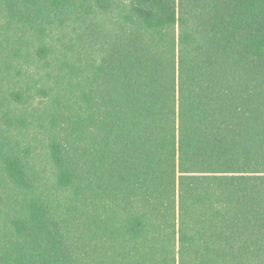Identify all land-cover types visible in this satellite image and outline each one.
I'll list each match as a JSON object with an SVG mask.
<instances>
[{"label": "trees", "instance_id": "1", "mask_svg": "<svg viewBox=\"0 0 264 264\" xmlns=\"http://www.w3.org/2000/svg\"><path fill=\"white\" fill-rule=\"evenodd\" d=\"M0 264H264V0H0Z\"/></svg>", "mask_w": 264, "mask_h": 264}]
</instances>
